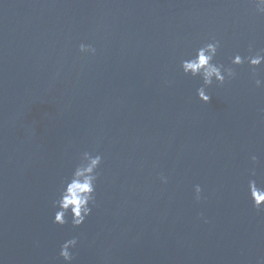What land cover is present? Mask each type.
Returning <instances> with one entry per match:
<instances>
[{"label":"water","instance_id":"obj_1","mask_svg":"<svg viewBox=\"0 0 264 264\" xmlns=\"http://www.w3.org/2000/svg\"><path fill=\"white\" fill-rule=\"evenodd\" d=\"M213 40L230 66L264 48V17L246 0H0V264H65L72 238V264H264L248 192L264 88L245 63L200 102L180 65ZM85 151L102 156L95 207L56 225Z\"/></svg>","mask_w":264,"mask_h":264},{"label":"clouds","instance_id":"obj_2","mask_svg":"<svg viewBox=\"0 0 264 264\" xmlns=\"http://www.w3.org/2000/svg\"><path fill=\"white\" fill-rule=\"evenodd\" d=\"M246 3L254 7L258 16L264 17V0H246ZM221 47L219 40H213L203 44L196 49L195 55L181 61V70L185 76L200 78L202 86L197 89V97L200 102L207 104L210 101V95L207 89L213 84L223 86L236 78L235 68L247 64L252 70L250 75L256 88H264V79L258 78L259 73L256 69L264 65V48L254 51V45L249 44L248 55L241 56L236 54L231 58L230 66H225L216 62L218 51ZM95 48L91 45L81 44L79 52L81 55H95ZM253 165L257 163V156L250 157ZM102 163V156L93 155L90 152H83L80 162L72 171L70 177L62 183L59 198L53 202L55 209L53 223L64 226L66 218L71 216L72 226L75 228L84 224L87 217L91 215L92 208L96 204V184L99 179L97 171ZM251 175H255L254 169ZM162 183H167V178L160 177ZM195 199L201 198L202 189L199 185L195 186ZM248 192L254 208L264 209V187H258L255 180H249ZM77 239L72 238L65 241L59 251L60 258L65 264H72L74 255L72 250L77 246Z\"/></svg>","mask_w":264,"mask_h":264}]
</instances>
